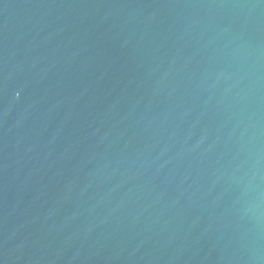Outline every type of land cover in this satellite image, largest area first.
Segmentation results:
<instances>
[{
  "label": "water",
  "instance_id": "95a60500",
  "mask_svg": "<svg viewBox=\"0 0 264 264\" xmlns=\"http://www.w3.org/2000/svg\"><path fill=\"white\" fill-rule=\"evenodd\" d=\"M0 264H264V0H0Z\"/></svg>",
  "mask_w": 264,
  "mask_h": 264
}]
</instances>
